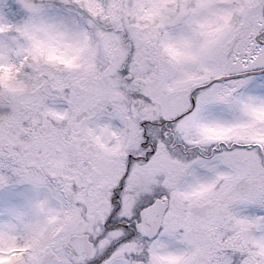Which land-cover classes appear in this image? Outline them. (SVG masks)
I'll return each instance as SVG.
<instances>
[{
	"label": "snow or ice",
	"instance_id": "snow-or-ice-1",
	"mask_svg": "<svg viewBox=\"0 0 264 264\" xmlns=\"http://www.w3.org/2000/svg\"><path fill=\"white\" fill-rule=\"evenodd\" d=\"M0 264H264V0H0Z\"/></svg>",
	"mask_w": 264,
	"mask_h": 264
}]
</instances>
